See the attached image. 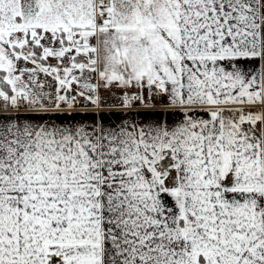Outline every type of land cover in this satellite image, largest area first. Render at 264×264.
<instances>
[{
    "label": "snow or ice",
    "instance_id": "1",
    "mask_svg": "<svg viewBox=\"0 0 264 264\" xmlns=\"http://www.w3.org/2000/svg\"><path fill=\"white\" fill-rule=\"evenodd\" d=\"M0 264H264V0H0Z\"/></svg>",
    "mask_w": 264,
    "mask_h": 264
}]
</instances>
